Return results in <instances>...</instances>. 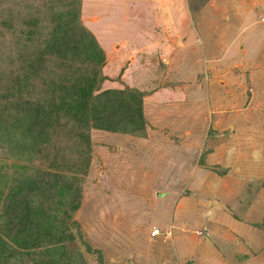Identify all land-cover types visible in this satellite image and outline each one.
<instances>
[{
    "label": "rangeland",
    "instance_id": "1",
    "mask_svg": "<svg viewBox=\"0 0 264 264\" xmlns=\"http://www.w3.org/2000/svg\"><path fill=\"white\" fill-rule=\"evenodd\" d=\"M129 1L0 0V125L22 104L23 117L39 118L40 104L62 113L57 123L41 116L53 130L44 142H0V224L5 197L21 184L11 200L20 218L58 206L67 212L58 224L76 236L57 253L46 244L17 255L0 227L15 257L0 264L58 256L61 264H264V0H179L187 23L174 10L166 25L188 33L173 31L166 55L155 9ZM84 27L103 58L79 52L93 45ZM56 30L70 31L79 50L67 43L57 53ZM88 84L116 102L142 96L145 130L84 129L82 111L68 110ZM62 185L70 191L58 196Z\"/></svg>",
    "mask_w": 264,
    "mask_h": 264
},
{
    "label": "trees",
    "instance_id": "2",
    "mask_svg": "<svg viewBox=\"0 0 264 264\" xmlns=\"http://www.w3.org/2000/svg\"><path fill=\"white\" fill-rule=\"evenodd\" d=\"M60 19L61 16L58 17V20ZM84 30L87 32H83L85 33L86 38L90 32H88L85 27ZM56 31H58L56 32V37H59L58 43H56V46L58 45L57 47H59L57 53L60 52L62 48H65V44L67 43L70 45V47L75 49L76 52L79 50L78 44H75L76 42L74 38H71L70 31H64L63 34L60 30ZM82 35L84 37V34H80V36ZM90 38L91 42L93 43V45H91L92 47L88 51L86 49H80L79 52L84 53L85 57L90 59H99L100 55H102L103 58V51L100 50L99 46L97 48V42L94 41V37L91 35ZM85 46L86 43L82 45V47ZM102 60L104 61V59ZM97 88L98 86L95 87L93 84H88L84 91L78 92V94L72 98L69 104L68 111H82V118L84 119L81 123L85 125L84 129L87 127L86 130H88V125L90 126V123L93 122L94 128L104 129L112 132H122L136 135L138 133H142V131L145 130L146 120L143 111L142 96L139 97V99L135 102H130V99L128 100L127 98L124 100L121 99L120 102H116V95H112V93L110 96H106L105 98L102 97L103 95L100 96V94H95L94 91ZM22 106H24V104L21 105V109L17 108L16 110V113H21L20 116L23 113ZM56 108L57 107H55L54 112L48 113L47 105L40 104L34 109V111H36V115H38L39 118H35L34 116L31 118H28L27 116H19L20 118L18 117L8 122L7 127L0 125V142L3 141L4 144H9L8 146H10L11 144H17L20 141L29 142L33 139V137H35L38 142H44L45 138L49 136L48 132L52 130L50 129L52 124H49L50 120L49 122H43L41 120V116L45 114L52 116L54 114L57 120H55V123H57L60 120L58 117H60L62 113L59 111L60 109L56 110ZM12 133H14V136L11 138L12 140H10L9 138L11 137ZM19 139L20 141H18ZM84 141L88 145L91 143V140L90 138L88 139V137H86ZM26 148L28 151H30V147ZM3 177L0 176V179L2 180L1 182H3V186H6L5 179ZM32 179L33 177L29 178L27 181L30 184L37 181ZM28 182H25L23 187L24 185H27ZM65 191L69 192L70 188L62 185L60 188H58V196H65ZM21 193L24 194V190L22 189L21 184H19V186L7 194L5 197L6 202H4L6 207H3V212L1 215L2 223L0 224V227H7L11 231V242L19 249V251L16 253L17 255L21 254L22 252L23 255L37 253V249H42V247H44L46 244L50 247L48 249L46 247L45 250L47 249L48 252L51 251V253H57L59 250L56 248L57 245L63 247V243L66 242V240L71 241L76 238L75 234L73 235L71 234L72 232H68V227H64L65 223L58 224L60 215L67 213L66 211L64 212V210L59 211L60 208H58V206L52 207L51 212H49L43 210L37 205L32 209L26 210L25 213L23 212V216L20 218L19 214L21 212H18L20 207L14 206L13 201L11 200L13 198L19 199V194ZM20 199H23L22 195H20ZM78 201L76 198L69 202L66 201L68 202L67 204H70L71 208L68 219H72V213L79 209L80 203ZM9 208L16 212L13 213ZM73 222V226L78 228V225L76 224L77 222L75 220ZM32 249L33 253L29 251ZM7 250L8 244L5 243L0 236V261L6 262L9 259L15 258L14 253L12 254L11 251L7 252ZM33 261L34 264H40V262H43L40 258H34ZM43 263L61 264V257L58 256L54 258V260H52L50 263Z\"/></svg>",
    "mask_w": 264,
    "mask_h": 264
},
{
    "label": "crops",
    "instance_id": "3",
    "mask_svg": "<svg viewBox=\"0 0 264 264\" xmlns=\"http://www.w3.org/2000/svg\"><path fill=\"white\" fill-rule=\"evenodd\" d=\"M151 1L152 0H131V1H129V5L130 6H135V7H140V8H143V10H149L150 9V5H152V7H153V10L155 9V15L153 14V18H154V20H155V24H157L158 25V27L160 28V32H159V40H162V43H163V45H159L158 47H159V49H158V55L159 54H162V53H165L164 55H166L167 53H169V50H168V47H170V44H171V40H170V37H171V33H173V31L174 32H176V31H178V32H182V34H184V35H186L188 32L186 31L185 33H184V31L185 30H182V29H184V28H179L178 26H177V24H176V22H175V20H174V23H172L171 22V27H169L168 28V26L166 25L167 24V16L169 15H171L172 17H173V15H172V12L174 11V10H177V11H181V13H182V18H181V21L183 22V24H185V23H187L186 21H185V19H184V17H185V14H184V10H183V5H182V2L181 1H179V0H174L173 1V3L171 4V2L169 1V0H154L153 2V4L151 3ZM162 3V5H163V8L161 7V8H159ZM154 4H156V5H154ZM173 5H174V7H173ZM165 6H166V10H165V12L163 13L164 14V19H163V21H161L162 20V17H163V14H162V9L164 10L165 9ZM127 15V12H122L121 14H119V15H122L121 16V19L122 18H124L126 15ZM128 16V15H127ZM173 19H174V17H173ZM181 27H183V26H181ZM105 37V34H103V38ZM168 39L169 41L167 42L165 39ZM186 38V37H185ZM104 40H106V39H104ZM184 40V39H183ZM182 39H181V34H180V36H179V38H178V41H177V45L178 46H180V48H185V46L187 45L186 43H183L184 41H183ZM134 42V41H133ZM138 43L139 44H134V45H132L133 46V48H134V46L136 47L137 45H140L141 43H140V41H138ZM183 43V44H182ZM152 46V45H151ZM122 47V45H120V48ZM132 51H133V49H132ZM131 51V53H130V58H131V55L133 54V52ZM136 53V52H135ZM182 54V53H181ZM167 58H165V60H166ZM126 136L127 135H129V134H125ZM131 135V134H130ZM132 136V135H131ZM135 136V135H134ZM158 148H160V146L158 147ZM161 151V150H160ZM159 151V152H160ZM154 157H156V156H154ZM155 159V158H154ZM188 241V240H187ZM174 246V245H173ZM168 247H170V248H172L171 246H169V245H167L165 248H166V251H168L169 249H168ZM178 251V250H177ZM175 252V251H174ZM169 251H168V255H169ZM179 253V252H178ZM175 255H176V253H175ZM178 255V259H180V256H179V254H177Z\"/></svg>",
    "mask_w": 264,
    "mask_h": 264
},
{
    "label": "built area",
    "instance_id": "4",
    "mask_svg": "<svg viewBox=\"0 0 264 264\" xmlns=\"http://www.w3.org/2000/svg\"><path fill=\"white\" fill-rule=\"evenodd\" d=\"M160 234V230H155L154 232H153V235L154 236H157V235H159Z\"/></svg>",
    "mask_w": 264,
    "mask_h": 264
}]
</instances>
